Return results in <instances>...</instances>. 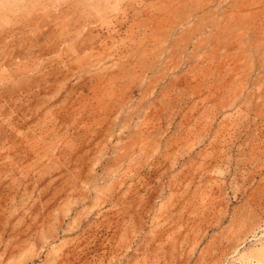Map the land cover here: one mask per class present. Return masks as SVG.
Here are the masks:
<instances>
[{"label":"rangeland","instance_id":"1","mask_svg":"<svg viewBox=\"0 0 264 264\" xmlns=\"http://www.w3.org/2000/svg\"><path fill=\"white\" fill-rule=\"evenodd\" d=\"M0 264H264V0H0Z\"/></svg>","mask_w":264,"mask_h":264}]
</instances>
